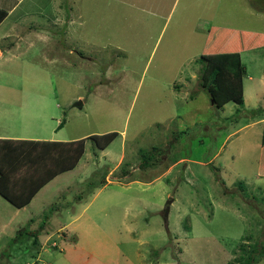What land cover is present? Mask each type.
<instances>
[{"label": "rangeland", "instance_id": "rangeland-1", "mask_svg": "<svg viewBox=\"0 0 264 264\" xmlns=\"http://www.w3.org/2000/svg\"><path fill=\"white\" fill-rule=\"evenodd\" d=\"M15 4L0 25V135H117L102 152L89 140L82 170L13 223L0 197V264H243L254 245L264 249L262 125L232 134L258 121L250 113L261 105L243 80L245 105L216 110L198 81L210 22L264 34V20L249 16L260 0H0V9ZM243 63L263 71L264 51ZM142 153L155 165L139 169ZM42 223L53 233L37 248L27 233Z\"/></svg>", "mask_w": 264, "mask_h": 264}, {"label": "trees", "instance_id": "trees-1", "mask_svg": "<svg viewBox=\"0 0 264 264\" xmlns=\"http://www.w3.org/2000/svg\"><path fill=\"white\" fill-rule=\"evenodd\" d=\"M6 13L0 10V23ZM264 48V34L232 30L211 26L200 52L202 68L199 71V89L204 91L212 108L221 110L228 103L243 105L241 81L244 68L240 63V54ZM264 115V109H255L250 115ZM63 122L58 126L60 128ZM117 134L92 135L72 142L0 140V197L15 209L29 204L35 194L57 175L72 170L81 159L86 140L104 150ZM260 145L264 147V124ZM139 169H148L155 165L150 154L140 155ZM264 177V172L261 175ZM89 183L88 190L104 183ZM88 193H82L76 201L82 200ZM85 196V197H84ZM45 223L27 233L32 245L39 247L53 233L45 229ZM21 235L22 232H19ZM264 255L263 247L254 245L243 264H256Z\"/></svg>", "mask_w": 264, "mask_h": 264}, {"label": "crops", "instance_id": "crops-1", "mask_svg": "<svg viewBox=\"0 0 264 264\" xmlns=\"http://www.w3.org/2000/svg\"><path fill=\"white\" fill-rule=\"evenodd\" d=\"M17 4H15V5H13L11 8H9L8 10H3V9H0L1 11H3V12H5L6 13V16H5V18H4V20L0 23V25L5 21V20H7V18L12 14V13H14L15 11H13V9L15 8V6H16ZM258 8H260L259 10H261V12H257V14H255V13H252L251 11H249L250 13H249V16L250 17H253V18H262L263 20H264V0H260V6H258ZM212 20V19H211ZM211 26H214V27H221V28H226V29H232V30H241V31H245L246 32V30H243V29H237V28H232V26L231 27H226V26H224V25H220V24H217V23H215L214 22V20H212V22H210V26H208V27H211ZM247 32H251V31H249V30H247ZM206 33H207V29H206ZM254 33V32H253ZM258 34H263V33H258ZM41 38H42V40H47L48 39V37H49V35H46V34H40L39 35ZM205 37H206V34H205ZM4 38H6V37H4ZM19 40H24V38H23V35H21V36H19ZM204 40H205V38H204ZM29 43L30 42H28V46L30 47V45H29ZM18 45V44H17ZM13 46V45H12ZM14 48H16L15 46H13V49ZM2 50H0V55L2 54V52H1ZM258 51H264V48H262V49H256V50H253V51H248V52H243V53H241L240 54V56H239V58H240V63H241V65L243 66V68H244V76H243V78H242V81H241V85H242V97H243V105H245V103L247 102L246 100V94H245V91H244V84H243V80H244V83L245 82H247L250 86H249V92H248V95H247V98H248V100L249 101H253V104H260L261 105V110H263L264 109V70L262 71V69H260L259 68V66L257 67H252V69H250L251 71H248L247 69H246V67H245V64L243 63V61H244V56H245V54H247V53H253V52H258ZM199 91V90H198ZM198 93V92H197ZM194 97V96H193ZM208 98V97H207ZM208 101H209V99H208ZM209 104L211 105V107H212V104L210 103V101H209ZM228 104H233V103H228ZM26 105V104H25ZM28 105V108H30V105H29V103L27 104ZM227 105V104H226ZM225 105V106H226ZM233 105H235V106H237L236 104H233ZM242 105V106H243ZM225 106H223V108L225 107ZM25 108H27V106H25ZM24 107H22L21 108V111H24V109H25ZM223 108H221L222 110H223ZM255 110V109H254ZM3 111H7V110H3ZM29 114H30V112H28ZM33 116V115H32ZM58 123V126H59V124L61 123V122H57ZM259 124H261L262 125V130H263V124H264V115L263 114H260V119L258 120V121H254V122H252V123H250V124H248V125H243L242 127H240L238 130H235L234 132H232V134H236V133H238V132H240V131H243L245 128H248L249 127V125L250 126H255V125H259ZM59 130V128L57 127V130H55L54 132L56 133L57 131ZM104 134H106V133H104ZM88 135H90V134H87V135H84V136H87L86 138H88ZM84 136H74V137H72V138H68L67 140H64V138H62L61 137V139H59L58 141H62V142H72V141H77L78 139H80V138H82V137H84ZM92 136V135H91ZM90 137V136H89ZM29 139H35V140H29ZM40 138H22V137H19V138H14V137H10V136H1L0 135V140H28V141H42V140H39ZM43 141H45V140H43ZM88 141H89V139L88 140H86V142H85V145L88 143ZM96 148V147H95ZM97 150H99V151H104V150H106L107 148H105L104 150H100V149H98V148H96ZM84 152H85V148H84ZM83 156H84V153H83V155H82V157H81V159L83 158ZM80 159V160H81ZM80 160H79V162H78V164L76 165V167L75 168H73L72 170H69V171H67V172H64V173H61V174H59V175H57L56 177H54L52 180H50L47 184H45L36 194H35V196L32 198V200L29 202V204L28 205H26L25 207H23V208H21V209H15L14 208V213H12V216L9 218V222L10 223H13L14 222V218L16 217V216H18V214H20V211H25L26 210V208H28V206H30L31 205V203L35 200V197L41 192V191H44L45 189H47V188H49L50 186H52L54 183H56V181L58 180H60V176H62V177H64L63 175H66V176H68L69 174L71 175V174H73V173H75V172H77L78 173V171L79 170H82V166H80ZM178 162L179 161H177V162H175V164L173 165V166H175L176 164H178ZM181 162V161H180ZM263 172H264V147H262L261 145L259 146V154H258V162H257V170H256V174H257V177H261V175L263 174ZM85 171H81L80 172V174H82V177H80L79 178V181H81V179L82 178H84V180H82L81 181V183H83V182H85L86 183V179H88V178H86L85 177ZM71 176H73V175H71ZM70 177V176H69ZM62 180V179H61ZM105 181V180H104ZM93 181H91V183H92ZM101 182V180L98 182V183H96V181H94L93 183H96V184H99ZM88 184L90 183V180H89V182H87ZM104 187V186H103ZM97 188H100V187H97ZM97 188H93L92 187V190L90 191V193H88V194H90V195H92L91 193H93L94 191V189H97ZM99 191H100V189H99ZM82 192V191H81ZM88 194H87V196H88ZM79 195L80 194H78V195H76V197H75V200L77 199V197H79ZM86 196V197H87ZM85 197V198H86ZM1 199H3V198H1ZM84 199V198H83ZM4 200V199H3ZM5 201V200H4ZM79 201H81V200H79ZM10 205V204H9ZM11 206V205H10ZM29 222V221H28ZM32 221H30V223H31ZM69 223V222H68ZM67 223V224H68ZM67 224H62V226H59L58 228H57V230H55V232L57 231H61V230H63V229H65V226H67ZM59 228H61V229H59ZM46 240H48V239H46ZM46 240H44V242L42 243V244H40V245H38L39 247H43V245H44V243L46 242ZM54 247H56L57 248V246L53 243L52 244Z\"/></svg>", "mask_w": 264, "mask_h": 264}, {"label": "water", "instance_id": "water-1", "mask_svg": "<svg viewBox=\"0 0 264 264\" xmlns=\"http://www.w3.org/2000/svg\"><path fill=\"white\" fill-rule=\"evenodd\" d=\"M80 104V103H79ZM171 204V200H169L167 203H166V206L164 208V216L166 217L167 214H168V210H169V205Z\"/></svg>", "mask_w": 264, "mask_h": 264}]
</instances>
